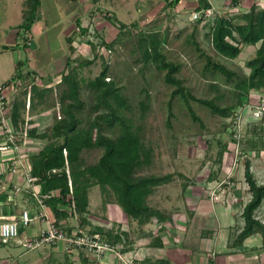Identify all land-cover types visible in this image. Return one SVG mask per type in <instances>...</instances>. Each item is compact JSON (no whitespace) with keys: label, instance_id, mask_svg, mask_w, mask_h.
<instances>
[{"label":"trees","instance_id":"16d2710c","mask_svg":"<svg viewBox=\"0 0 264 264\" xmlns=\"http://www.w3.org/2000/svg\"><path fill=\"white\" fill-rule=\"evenodd\" d=\"M178 1L165 0L163 6L172 9ZM196 2L195 11L211 9V4L207 0H196ZM98 5L95 0L92 2L94 9H97ZM40 11L41 0L23 2L22 20L16 27L22 32L24 47L29 45L28 35L32 25L41 18ZM100 11L104 18L118 29L116 36L118 41V35L127 31V25L104 8ZM208 18H200L197 21L200 23ZM75 25L78 33L73 30L65 37L69 53L56 84L41 88L34 79L29 80L30 73L24 74L21 64L17 62L13 76L2 84L16 87V91L10 97L6 120L12 131H25L30 145L37 148L36 151L26 152L23 159L29 166L30 174L35 179L40 193L55 192L54 195L44 199L55 224L62 223L68 233L74 230H86L101 235L111 244L122 243L121 252L125 254L127 246L131 244L130 233L125 230L114 231L113 227L94 223L89 218V194L91 189L97 186L101 194L103 211H106L107 204L114 203L126 219L135 221L139 226H144L154 219L159 225L148 234L151 237L149 246L163 248L165 246L163 237L167 236V239H171L170 227L165 223L171 222L172 218L165 211L149 205L147 199L157 187L169 183L173 179V174H139L144 167L152 164L153 148L144 141L142 125L135 121L129 97L122 91L117 79L110 78V67L107 62H103L102 69L94 78L85 82L86 88L91 93L90 104L86 105L82 99L83 79L79 76L80 69L91 65L96 57H102L100 48L110 50L116 39L110 42L101 40L100 43H96L90 39L89 30L81 27L80 19H76ZM205 25L208 27L205 36L213 49L230 59L236 58L244 45L258 44L255 54L245 62V67L248 69L246 73L232 69L209 55L196 39L197 28L187 35L186 42L199 53L204 62L201 74L204 77L220 75L224 82L232 85V101L225 105L221 104L224 98L222 94L214 98L197 97L193 94L191 87L178 76L181 63L168 59L164 53L162 48L166 40L158 28L145 25L146 28L143 27L137 33L134 49L132 48L131 52L134 53L136 49L141 63L153 64L158 71L163 72V81L171 89L166 104L168 127L171 126L172 101L175 98L181 101L190 118L202 128L203 121L190 106V101L199 103L212 115L222 119L224 125L222 131L228 132L230 141L221 138L216 140L217 161L222 162L223 158L230 154L231 142L237 144L239 154L243 157L245 183V188L239 192L243 197L248 196L241 212L243 226L233 238L229 239L227 246L238 251L247 238L259 235L261 237L259 248L264 250V223L255 215L264 201V183H258L256 180L251 158L248 156L251 152L257 154L264 151V111L256 120L248 118L238 137L234 125L236 113L245 110L244 108L253 98L260 97L264 100V6L253 4L247 11L232 14L228 10L213 11L212 20L208 19ZM129 27H137V22H132ZM74 37H77L76 41ZM77 43H85L90 56L78 50ZM217 86L210 84V88L215 89ZM55 89H57L56 96L52 98L50 104H46L50 105L51 122L39 128L32 119L26 120L23 115L27 98H29V109L34 111L45 103L44 100ZM145 95L148 97L146 93ZM58 104L59 109H57ZM86 106H88L87 112H85ZM139 106L144 112L148 103L146 100H140ZM96 149H102L101 155L94 161H88L85 153ZM0 177L3 178L4 175L0 173ZM228 181L225 187H229L230 183L233 184V177H229ZM186 187L187 185L184 184L183 193ZM24 194L31 201L32 207L35 206L36 202L32 196L28 192ZM7 200L8 195L5 191H1L0 220L4 217L8 218V213L3 207ZM104 217L106 220V216ZM69 220H74L75 223L70 224ZM203 234L204 231L201 232V235ZM3 243L0 238V245ZM79 257L80 264L91 263L83 250H79ZM66 261L72 264L68 258ZM128 264L173 263L164 256H144L143 259L135 258ZM208 264L214 263L209 261Z\"/></svg>","mask_w":264,"mask_h":264},{"label":"rangeland","instance_id":"374dc122","mask_svg":"<svg viewBox=\"0 0 264 264\" xmlns=\"http://www.w3.org/2000/svg\"><path fill=\"white\" fill-rule=\"evenodd\" d=\"M14 1L16 2L5 0L3 3L8 18L4 19L5 17L0 14V62L5 67V71L0 75V85L13 76L17 62L23 63L22 70L30 73L28 75L29 80L34 79L41 88L45 85L49 87L56 84L60 79L59 69L64 65L69 53L65 37L71 34L73 30L78 33V28L75 25L76 20L71 16L77 12L82 14L80 16L81 27L89 30L91 40L96 43H100L101 40L110 42L117 38L118 29L108 24L109 22L104 18L100 10L103 9L104 5L107 9H112L113 11L111 10L112 12L110 11V13L118 20L124 22L129 32L124 29L125 33L118 35V41L117 39L115 40L110 50L101 47L100 50L103 56L96 57L91 65L80 69L79 76L83 79L81 83L82 99L86 102V105L90 104L91 93L86 88L85 82L94 78L102 69L103 62H107L110 67V78L117 79L119 85L122 86V91L129 97L135 121L142 125L144 141L153 148L152 164L144 167L139 171V174H173V179L169 183L157 187L155 192L148 197L147 202L149 205L169 214L172 220L175 221L174 224L177 227L179 226L178 228L176 226L173 227L174 231L175 228L178 229L174 233H179V230L183 231L179 222L188 216L187 208H190V202L196 201V197L200 194H203V196L208 195L212 201L222 200L225 205L230 202L235 204L240 202L242 205L241 208L238 207L237 222L241 227L243 226L239 210L242 209L248 196L243 197L235 194L236 190L241 191L245 188V183L243 182V157L239 154L237 144L231 142L229 145L230 154H227L222 162L217 161L218 147L216 140L221 138L224 141H230L228 132L222 131L224 126L222 119L212 115L206 107L199 103L190 101V106L203 121L204 127L202 128L190 118L186 107L181 104V101L175 98L172 101L173 115L171 117V126L168 127L166 124L168 116L166 104L169 100L171 89L163 81V72L158 71L153 64L144 65L141 63L138 60L139 54L136 53V49L134 53L133 51L131 52V49L136 41L137 33L143 27L158 28L166 40L162 48L164 53L168 59L181 63L178 76L183 78L186 84L191 87L193 94L204 98H214L218 94H222L224 98L221 100V104L225 105L232 101V85L224 82L220 75L204 77L201 74L204 62L199 53L186 42L187 35L197 28L196 39L209 55L232 69L246 73L248 69L245 67V62L255 54L258 44L244 45L240 54L234 59L217 53L205 36L208 31L205 23L208 19L212 20V16L200 23L197 20H191L190 15L194 11L193 0L186 1V6L180 8L178 15H176L177 13L169 15L171 13H168L166 8L162 9L161 4L152 5L150 7L151 11L148 13L151 16L150 18H133V16L137 15L136 11L133 9L127 11V8L132 4L118 8V3L112 1L111 4H99L96 6L98 8L94 9L93 7L91 8L94 0H87L91 11L88 10V4L82 3V0H41L40 13L42 19L33 26L31 32L32 43L26 53L20 45L22 43V32L17 37L19 42L17 49L8 46L3 47L2 44L10 33L8 27H6L5 31L4 25H7V22L15 25L22 20L23 4L21 6V4H17L18 0ZM98 1L96 2L98 3ZM140 1L141 5L145 4L142 3L145 0ZM22 2L23 0H21ZM229 13L232 14L233 12L229 11ZM45 19L49 26H53L52 34L48 35L49 38L47 37V40L45 35L37 29V26H42ZM134 21L137 22V27H129ZM96 32L98 33L95 34ZM76 38L74 37L75 41ZM77 48L83 49L82 52L90 56L89 49L85 43H77ZM106 50H109V52L107 53ZM50 62L51 64L49 65ZM58 63H60L59 69L54 70ZM31 70H36L37 73L31 72ZM48 78L51 79L49 83L47 82ZM210 84L218 86L214 89L210 88ZM56 91L57 89L53 90V93L44 100L45 103L37 107V110L32 111L29 107L26 108L23 115L25 119H32L39 128L48 125L51 122V110L50 105L46 104L52 102V98L56 96ZM145 93L148 97H146ZM140 100H146L148 103V107L144 112L141 111L139 106ZM87 107L85 112H87ZM57 109H59V104ZM142 113L143 115L141 116ZM250 117L249 110L245 108L241 114L240 123L234 121L239 133L242 131L246 120ZM33 147L28 146V149L24 150L34 151L32 150ZM34 149L35 151L37 150L36 147ZM101 153L102 149H96L85 153V156L88 161H94ZM248 156L251 158L252 170L256 180L258 183H264V151H260L257 154L251 152L248 153ZM227 177H233V184L230 183L229 187H225L228 184ZM184 184L187 185L185 193H183ZM202 189L205 191H201ZM217 190H220L219 193ZM212 191L218 193V200L213 199ZM19 199L21 201H18L16 205L17 212L21 208L32 207V203L27 196L24 199ZM89 199V218L92 222L111 226L114 231L125 230L130 233L131 244L127 246L125 254L123 253L125 262L130 263L131 260L141 256L157 257L162 255V250L149 246L151 237L149 238L148 234L159 225L154 219L144 226H139L135 221L126 219L114 203L107 204L106 211H103L101 208V194L97 186L91 189ZM255 215L264 223V201L255 212ZM104 216H106V220ZM69 223L74 224L75 222L74 220H69ZM165 224L169 226L170 221ZM38 226L34 224L32 228ZM236 233L237 229H234L230 233L232 234L230 238H233ZM223 234L225 233L222 230ZM213 237H216L215 234ZM260 240L261 237L259 235L249 237L245 240L240 250L236 252V255H234L235 253L227 255L228 259H226L224 264H264V250L259 248ZM19 241L20 238L9 239L0 245V264H67L64 260V253L60 252L59 248H53V245H41L30 251ZM188 242L190 246H197V243L191 238L188 239ZM119 244L123 248L122 243ZM135 251L136 256H134ZM217 251L220 253L227 250L224 248L222 251ZM64 252L66 251L64 250ZM196 256H193V261L197 258ZM75 261L77 262V260ZM104 261L108 262V264L114 262L112 259L107 258ZM125 262L118 264H125ZM79 263L80 260H78L77 264Z\"/></svg>","mask_w":264,"mask_h":264},{"label":"crops","instance_id":"0c3cea01","mask_svg":"<svg viewBox=\"0 0 264 264\" xmlns=\"http://www.w3.org/2000/svg\"><path fill=\"white\" fill-rule=\"evenodd\" d=\"M24 1L25 0H23V2ZM71 1H75V0H71ZM95 1H98V0H95ZM112 1L115 3H118L117 5L118 8H123L129 4L130 5L132 4L129 8H127V11H130L132 9L136 11L137 15L133 16V18H137V17L138 18L139 17L150 18L151 16L148 15V13L151 11L150 7L155 4H161L162 9H163L164 8L163 5L165 3V0H145V1H142V3H145V4L141 5L140 0H100L98 1V4H111ZM186 1L188 2L190 0H179L174 8L172 9L167 8L166 9L167 12L171 13L169 15H173L174 13H177L176 15H178L180 8H183L184 6H186L185 5ZM193 1L194 3L192 6L194 10V7L196 6L197 2L196 0H193ZM207 1L211 4L212 11L228 10L231 12H244V11L249 10L253 4L264 6V0H207ZM4 2L5 0H0V12H2L0 14H2L3 17H5L4 19H6L8 18V15L6 14L5 5H3ZM13 2H16V1L13 0ZM17 2H18L17 4H21L22 6L23 2L21 3V0H18ZM82 3L88 4L87 0H82ZM89 8L90 6L88 7V10H91L92 6L90 9ZM103 8L109 12L112 10V9H107L105 5ZM3 13L5 14L3 15ZM81 15L82 14H78L77 12L75 13V15H72L71 17L74 18V20H76V19H81L80 17ZM40 19H42V17ZM40 19L38 21H40ZM19 23L20 21L17 22L15 25H13L12 23L7 22V25H4L5 27L1 26L5 29V31H6V27L10 29L9 35L6 36V38L4 39L5 42L2 43L3 47L8 46L11 48H16V49L19 47V42L17 40L18 39L17 37L21 33V31L16 27ZM34 24L31 27V32L33 30ZM37 29L45 35L46 40H47V37L49 38L48 35L52 34L53 26L52 25L49 26L47 23V20L45 19V22L42 24V26H37ZM31 32L28 35L30 38L29 45H31L32 43ZM20 45L24 48L26 53L30 49L29 45L25 47L22 45V43ZM20 64L22 68L23 63L20 62ZM50 64L51 62L49 63V65ZM59 65L60 63L56 64V67H54V70H58ZM64 66H65V63L59 70L61 71L64 68ZM4 71H5V67L0 62V75H2V72ZM32 71L34 73H37L36 70H31V72ZM23 73L26 74V71H23ZM50 81L51 79L48 78L47 82L49 83ZM45 87H47V85H45ZM5 93L7 95H10L11 97L13 92L7 90ZM32 149L35 150L34 147ZM1 191H5L6 194L8 195V192L6 190H3L0 187V197H1ZM201 191L204 192L205 190L202 189ZM235 194L237 196L239 195L241 196L240 192L237 190ZM19 198H23V199L26 198L24 191L15 196H8L9 201L8 200L5 201V204H4L5 206L3 207H4V211L8 213L7 214L8 218L17 216L20 213V211L23 209L21 208L20 210H18V212L16 211V205L18 204V201H21ZM196 198H197L196 201L190 202V208H187L189 212L188 216L181 219L179 222V225L181 226V229H183V231L179 230V233H174L176 230H178L176 228H178L179 226L177 227L174 224L175 221L172 220L169 226L167 224V226L170 227L169 232L171 233V239H167L166 238L167 236L166 237L164 236L163 238L165 241V246L163 248H157V249L162 250V255L164 257L169 258L173 264H208L209 261H213L214 264H224L226 262V259H228L227 258L228 254L235 253L234 255H236V252H237V251H234L235 250L234 248H228L227 243L229 239H231L230 237L232 236V234L230 233L234 229H237V232L241 229L240 228L241 225H239V223L237 222L238 220L237 211H238V207L241 208L242 204H240V202L236 204L230 202L228 205H225L222 200L212 201L208 195L203 196V194L198 195ZM0 205H1V202H0ZM33 207L35 206L33 205ZM29 208H32V207H29ZM239 211H240L239 215L241 216L242 209ZM172 224H173V227L176 226L175 231L172 228ZM35 225H39V226L34 227V228H32L31 226L30 228H27V229L22 227L20 229L21 235L32 234L36 231V229L43 226V224L40 222H37ZM222 230L225 233L223 235H222ZM203 231L205 232V234L201 235V232ZM173 234L175 235L173 236ZM214 234L216 236L215 238L213 237ZM148 237L150 238V236ZM189 238L193 239L197 243L196 247L189 245V242H188ZM52 247L56 249L59 248V251L60 252L62 251L64 253L63 255H64L65 261H66V258H68L72 264H77L78 260H80L79 251L77 250H71L65 253L63 245L61 243L54 244ZM224 248L227 251L223 252L222 250ZM240 248L238 250H240ZM217 250H221L222 252L218 253ZM162 255H159L157 257H160ZM194 255L195 256L198 255V256H196L197 258L193 261L192 258ZM134 256H136V251L134 253ZM143 258L144 257L141 256L136 259L141 260ZM229 259H232V258H229ZM75 260H77V262ZM198 260H199V263H198ZM66 263L68 264L67 261Z\"/></svg>","mask_w":264,"mask_h":264},{"label":"built area","instance_id":"2783aa9c","mask_svg":"<svg viewBox=\"0 0 264 264\" xmlns=\"http://www.w3.org/2000/svg\"><path fill=\"white\" fill-rule=\"evenodd\" d=\"M212 13L211 9L194 10L190 15V19L207 18L212 16ZM78 50L82 51L83 49L78 48ZM106 52L108 53L109 50H106ZM5 90L14 93L16 87L14 85H0V136H2L0 137V173L4 175L3 178L0 177V187L8 192V196H15L23 191L28 192L35 200L36 205L32 208H23L17 216L1 219L0 238L3 241L20 238L19 242L27 250H34L45 244L61 243L67 252L83 250L88 256L90 264H108L104 261L106 258L112 259L113 263L117 264L125 262L121 252V244H111L101 235L89 233L86 230H74L68 233L63 228L62 223L55 224L49 208L44 203V199L54 195L55 192L41 194L35 184V179L30 174V168L23 159L26 152L30 151L24 150L28 149V146L31 147L30 141L26 138L25 131L14 132L8 125L6 113L9 111L10 95H7ZM28 107L29 98L26 102V108ZM246 108L250 112V118L256 120L261 117L264 111V100L255 97L246 105ZM243 112L244 110L236 113L235 122L240 123ZM236 136H239L238 129ZM19 141L21 143H18ZM218 193L212 191L213 199H219ZM37 222L42 223L44 227L36 229L32 234L21 235L20 227L27 229ZM125 264L128 263L125 262Z\"/></svg>","mask_w":264,"mask_h":264}]
</instances>
